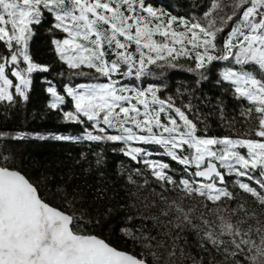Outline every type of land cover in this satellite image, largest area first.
Masks as SVG:
<instances>
[{
  "label": "snow or ice",
  "instance_id": "snow-or-ice-1",
  "mask_svg": "<svg viewBox=\"0 0 264 264\" xmlns=\"http://www.w3.org/2000/svg\"><path fill=\"white\" fill-rule=\"evenodd\" d=\"M45 22L69 76L60 86L43 80L46 106L81 132L0 130V142L112 144L142 164L120 174L135 188L131 196L139 199L150 189L149 195L139 208L119 205L121 211L136 209L127 222L139 226L121 232L140 251L120 250L82 230L80 222L92 221L85 219L81 191L59 186L53 197L60 203L50 202L40 184L0 151V264H213L214 253L223 256L220 264H264V0H209L202 15L191 16L154 0H0V105L27 104L34 74L51 71L30 50ZM153 67H180L193 74L197 87L215 72L223 94L216 108L232 131L211 135L192 102L195 91L186 102L164 95L167 85L147 80L157 75ZM226 97L235 110L230 118ZM93 155L99 167L103 156ZM105 194L106 188L95 189V199ZM114 211L107 207L104 215ZM189 229L210 260L186 254V235L181 241Z\"/></svg>",
  "mask_w": 264,
  "mask_h": 264
},
{
  "label": "trees",
  "instance_id": "trees-1",
  "mask_svg": "<svg viewBox=\"0 0 264 264\" xmlns=\"http://www.w3.org/2000/svg\"><path fill=\"white\" fill-rule=\"evenodd\" d=\"M156 6L164 7L173 14L184 15H202L209 0H154ZM50 26L45 22L37 29V35L31 42V53L34 59L42 64L51 65L49 73L34 74L33 86L30 91V98L27 104H20L9 108L6 105H0V130L10 133L25 132L49 136V134L60 135H79L81 127L74 124L63 123L59 114L47 108L49 96L45 91L46 84L43 80L46 78L53 81L57 86L69 82L68 70L57 59L52 50L51 39L46 31ZM181 61V64H184ZM153 72L157 75L147 78L148 82L162 83L167 85L164 95H175L179 100L187 101L189 93L195 91V98L192 100L194 106L199 110L202 117L206 118L208 131L211 135H223L232 131L225 127L219 118L217 111V98L223 95L215 84V72L208 80L202 82L197 87L193 74L188 73L184 69L177 68H155ZM64 75L61 76L60 73ZM83 82L84 78H77ZM76 82V81H72ZM178 93H184L179 96ZM226 114L231 117L235 111L230 103V98H225ZM239 127V125H237ZM203 128V125H201ZM114 145L103 144L97 146L95 143L80 142H61L54 139L35 140L26 139L24 141L0 142V151L9 157V165L19 170L26 177L30 178L34 183H39L41 192L46 198L55 204L60 203L59 197H53V193L59 186H66L69 191L73 189L79 190L84 194L85 203L83 208L88 210L85 219H90L92 223L85 224L80 222V227L84 231H90L101 238L105 239L112 246L128 251H140L139 246H134L133 242L125 237L121 229L139 226L136 220L132 225L127 222L129 215L135 217L136 209L128 208L121 211L120 204L135 203L136 207H140V200L143 196L149 195L150 189L145 191L142 196L137 199L130 195L131 191H135L132 185L127 184L126 179L121 176V169L141 168L143 165H137L129 158L121 155L118 151H114ZM94 152H99L103 156V163L97 167L95 164ZM81 153L87 155V160L81 159ZM159 158V157H156ZM79 161V163H77ZM89 164L91 167L89 168ZM173 168L179 166L172 164ZM85 169H88L85 171ZM103 173V175H101ZM127 173H125L126 175ZM175 175H179L176 173ZM148 179H152L150 176ZM153 183H155L153 181ZM97 187L106 188V194L103 199H95L94 192ZM239 191L238 189H233ZM170 199L178 198L172 194H168ZM242 197L246 194L241 193ZM192 201H185V206H192ZM235 205H233L234 207ZM78 207H80L78 205ZM107 207L116 209L113 214L105 216L104 212ZM141 211L146 210L141 209ZM196 223L199 220L194 217ZM99 221L97 224L96 222ZM186 235L187 244L184 245L186 254L199 258L203 256L206 261L211 257L203 253L199 247V237L194 230L189 229L186 234H182V241ZM164 239V237H161ZM169 243H171L169 241ZM179 257V253L177 254ZM215 255L213 264H220L223 256ZM180 264V260H177ZM183 264H191L190 259H185Z\"/></svg>",
  "mask_w": 264,
  "mask_h": 264
},
{
  "label": "rangeland",
  "instance_id": "rangeland-1",
  "mask_svg": "<svg viewBox=\"0 0 264 264\" xmlns=\"http://www.w3.org/2000/svg\"><path fill=\"white\" fill-rule=\"evenodd\" d=\"M155 73V72H154Z\"/></svg>",
  "mask_w": 264,
  "mask_h": 264
}]
</instances>
